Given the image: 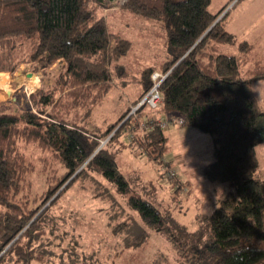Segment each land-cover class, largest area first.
<instances>
[{"label": "trees", "instance_id": "trees-1", "mask_svg": "<svg viewBox=\"0 0 264 264\" xmlns=\"http://www.w3.org/2000/svg\"><path fill=\"white\" fill-rule=\"evenodd\" d=\"M109 3L0 0V72L30 64L46 74L61 64L50 87L16 98L15 108L0 101V264H102L104 258L128 264L135 258L123 253L147 241L140 222L176 252L173 259L155 253L146 264H264V173L254 153L264 141V112L249 86L264 79V60L247 66L251 45L224 29L226 12L214 23L224 7L211 14L210 0H123L120 8L157 22L166 45L180 51L159 70L140 71L134 104L149 90L153 72L165 74L157 108L143 105L131 114L127 108L105 130H89L68 116L92 109L120 74L109 63L130 48L106 29L102 10ZM224 45H235L237 54L222 52ZM167 116L210 135L213 160L203 176L227 186L192 230L130 194L116 162L126 147L161 163L167 146L157 121ZM176 183L170 182L171 197L183 187Z\"/></svg>", "mask_w": 264, "mask_h": 264}, {"label": "rangeland", "instance_id": "rangeland-1", "mask_svg": "<svg viewBox=\"0 0 264 264\" xmlns=\"http://www.w3.org/2000/svg\"><path fill=\"white\" fill-rule=\"evenodd\" d=\"M122 2L123 0H110L102 10L105 12L103 15L107 31L130 42L127 52L109 63L111 69L117 65L116 71L120 74L112 79L108 90L90 111L77 108L68 116L69 121L89 130L103 131L115 123L127 108L131 110L135 107L134 102L141 93V85L137 81L140 71L148 66L159 70L166 60L180 51L166 45L164 29L157 22L135 16L120 8ZM223 7L218 17L226 12L223 18L224 29L237 41L244 40L251 45L253 60L249 61L247 66L256 59L264 60V0H210L208 11L217 14ZM221 51L237 54L235 45L221 46ZM31 68L30 64H20L13 74L0 72V101L10 102L15 108L16 104H20L16 103V98L21 102L23 98L28 97L26 92L34 91L40 86L50 87L61 71V64L56 62L47 69L46 74L32 72ZM249 86L251 95L264 112V79L253 80ZM173 117L164 118L167 121L163 129L167 149L160 162L174 169L175 177L161 181V163L149 160L137 148L132 151L126 147L118 150L116 162L128 183L130 194L150 203L162 214L169 211L171 217L188 230H192L196 226V217L208 215L227 190V186L224 183L209 181L203 176L204 166L213 160L210 135L191 126L177 125L169 121ZM120 138L127 142L128 133L122 132ZM254 153L258 170L264 173V141L256 145ZM177 180L183 187H177L176 197H171L170 182L178 185ZM101 219L103 222V218ZM93 224L95 227L99 226L95 222ZM139 226L146 232L147 241L141 249H130L123 253L124 258H128L129 253L135 258L129 260L128 264H146L155 253L160 258H174L176 252L172 245L156 229L143 222H140ZM92 246L96 247V242ZM108 262L107 258L102 260V264Z\"/></svg>", "mask_w": 264, "mask_h": 264}, {"label": "built area", "instance_id": "built-area-1", "mask_svg": "<svg viewBox=\"0 0 264 264\" xmlns=\"http://www.w3.org/2000/svg\"><path fill=\"white\" fill-rule=\"evenodd\" d=\"M164 76H165V74H161L157 71L153 72L150 75V80H151L152 84H151L149 90L136 103L135 107H133L130 110V113H133L138 107L143 106V105H145L148 109H155L161 104L162 99H161L160 94L157 90V87H158L160 81L164 78ZM24 87H25V85H24ZM31 92L32 91L26 92V95H28ZM151 120L154 121L155 119L152 117ZM169 121H172L177 125H183V120L180 117H173ZM157 122H158V125L161 129H164V127L167 123V121H165L164 119H161ZM139 129L140 130L145 129V123H142L140 125ZM160 169H162L161 181H166V180L168 181L169 179H172V177H175V170L170 168L168 166V164L162 165V163H161Z\"/></svg>", "mask_w": 264, "mask_h": 264}, {"label": "water", "instance_id": "water-1", "mask_svg": "<svg viewBox=\"0 0 264 264\" xmlns=\"http://www.w3.org/2000/svg\"><path fill=\"white\" fill-rule=\"evenodd\" d=\"M221 16H219V17H217L216 19H215V21H214V23L216 22V21H218V19L220 18ZM213 24H211L210 26H209V28L206 30V31H208L209 29H210V27L212 26ZM205 31V32H206ZM204 32V33H205ZM204 33L202 34V35H204ZM189 51V49L178 59V61L187 53ZM177 63V62H176ZM174 66V65H173ZM172 66V67H173ZM131 114V113H130Z\"/></svg>", "mask_w": 264, "mask_h": 264}]
</instances>
